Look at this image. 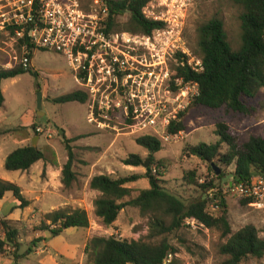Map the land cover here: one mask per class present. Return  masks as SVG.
Returning <instances> with one entry per match:
<instances>
[{
    "label": "trees",
    "instance_id": "obj_1",
    "mask_svg": "<svg viewBox=\"0 0 264 264\" xmlns=\"http://www.w3.org/2000/svg\"><path fill=\"white\" fill-rule=\"evenodd\" d=\"M105 1L109 10L104 29L107 33L117 30L149 35L163 27L162 22L148 19L142 12L151 0ZM230 1L240 9L238 46L234 48L231 45L223 18L214 15L198 24L195 29L194 53L201 58L203 70L197 73L184 66H177L175 67L176 76L198 84L199 93L190 102L189 108L219 109L223 107L229 111L250 114L251 111L256 110V106L251 102L256 100L261 89L264 88V0ZM124 16H126V22L120 24L119 18ZM18 42L20 46H25L24 54L31 59L33 47L27 37L24 36ZM26 72L37 76V72L31 65L24 66L21 60L10 68L0 67V107L4 102L1 81ZM87 100L88 94L78 89L55 97L51 101L54 104H64L85 103ZM186 111L187 108L181 111L178 120L169 126L168 130L171 134L183 130L182 118ZM32 128L35 130L36 126L32 125ZM215 134L218 140L214 144L201 143L189 147L190 150L206 161L217 157L218 161L225 166L234 163L231 181L233 183L248 182L254 178L255 174L264 176L263 136L251 135L246 141H241V132L223 122L215 124ZM135 142L148 151L150 158L148 167L142 175L131 173L112 177L103 173L96 174L90 178L87 187L98 192V196L93 201V215L100 226L110 227L117 220L121 209L127 206L134 207L139 210L141 216L149 218L148 240L119 239L114 235L94 236L85 247V252L93 264H162L167 255L170 253L174 256L176 250L165 237L160 240L154 239L178 230L187 218L195 219L203 227L220 233L224 241L219 245L218 253L226 258V264H239L249 257L264 258V238L260 237L255 225L247 224L235 232L231 230L227 220L226 201L219 194L221 187L215 184L213 179L200 183V178L194 170L184 172L182 178L187 185L208 194L207 198L192 197L184 200L162 185L160 177L164 162L154 158V154L161 150V141L144 135L137 137ZM223 145L226 151L220 153L219 150ZM65 149L67 161L62 167L61 182L67 188L75 181L76 174L72 170L74 154L71 147L66 145ZM44 159L45 154L42 149L29 143L12 150L4 159V167L10 171H25ZM143 162L145 159L134 153L122 159L123 165L132 167H139ZM215 168L218 167L213 165L215 179H220L222 173L216 174ZM140 178H146L149 187L141 189L136 196L130 198L133 189L129 187V183ZM7 193H11L16 200L14 209L29 206L30 201L24 197L16 183L0 178V200ZM214 199H218L219 205L216 214L208 210L209 204ZM240 200L242 205L252 206L250 199L240 198ZM43 218L44 221L36 229L48 230L53 236H57L67 228L90 226L88 213L82 208H60L45 213ZM15 222L17 221L0 216L2 231L0 256L11 252L14 258L18 257L16 251L19 247L20 228L13 224ZM31 244L34 246V240ZM169 264H177V259L173 257Z\"/></svg>",
    "mask_w": 264,
    "mask_h": 264
},
{
    "label": "rangeland",
    "instance_id": "obj_2",
    "mask_svg": "<svg viewBox=\"0 0 264 264\" xmlns=\"http://www.w3.org/2000/svg\"><path fill=\"white\" fill-rule=\"evenodd\" d=\"M239 13L240 9L234 6L230 0H196L186 19L184 29L186 45L194 53L196 26L214 15H219L224 20L225 30L231 45L236 48L238 46ZM125 22L126 16L119 18L120 24ZM118 33H126L127 37L135 35L129 32ZM130 46H134V44H130ZM32 53L33 70L37 72V76L28 72L18 75L6 93V109L3 110L2 106L0 107V146L3 156L27 144L21 141L23 135L20 134L26 132L25 128L17 126L23 122L28 125V133L41 136L39 143L38 140L36 141V146L44 152L47 158L44 162L51 164L57 159L66 161L65 146L71 147L74 154L73 163L79 170V173L75 172L77 176L79 175V178L76 177L75 179V187L81 198L84 196L89 204H91L93 196L89 195L90 189L84 183L85 178L87 179L90 174L103 173L112 177L131 173L142 175L146 169L142 165L134 167L131 171L128 166L122 164V159L131 153L139 154L145 160L150 161L148 151L135 142V139L142 132L133 133L121 111H114L108 119H105L106 127L95 128L88 122L86 104L79 102L54 104L51 101L53 98L76 88L70 69L64 59L55 52L33 49ZM23 56L24 50L14 35L10 32L0 33V67L10 68L15 63H19ZM173 64L174 62L170 63L171 67ZM38 93L43 96L41 109L37 108ZM251 103H254L256 110L251 111L250 114L229 111L223 107L219 109L189 108L188 105L182 118L184 126L181 130L182 134L177 139L167 142L161 141V150L154 154V158L163 160L164 168L160 179L162 185L172 193L184 200L192 197H208L207 193H202L200 189L189 186L183 181V173L186 171L194 170L200 178V183L213 179L214 183L221 187L219 194L226 201L228 207L227 220L231 230L235 232L247 224H253L259 230L260 237L264 238V209L242 205L240 198L223 192L228 186L227 184L232 181L234 163L225 166L218 161L217 157L206 161L201 159L199 154H194L189 148L201 143L214 144L218 140L215 134V124L218 122H223L240 131L241 141H246L251 135L264 137V88L261 89L256 100ZM25 111H28L27 114L24 117L21 116ZM33 123L34 126L51 128V133H36L32 128ZM63 123L74 125V127L79 128L80 132L81 130L82 132H92V135L83 137L80 142L60 136L58 130L59 126H63ZM219 151L224 153L226 147L223 145ZM213 165L218 167L222 173L220 179H215ZM3 170L9 178L15 180L16 184H20L18 172L6 170L4 166ZM129 186L133 189L131 198L136 196L141 189L148 188L149 184L146 178H140L129 183ZM8 207L9 204L6 209ZM208 210L212 214L217 213L210 208ZM88 212L92 221V229L98 236L114 235L119 239L148 240L149 218L141 216L137 208L127 206L121 209L117 222L106 228L97 223L91 209ZM43 217L44 214H41L39 218L30 219V222L19 220L13 224L22 228L23 238L26 239L29 236L27 232L38 228L44 221ZM82 230L79 229V231ZM0 234H2L1 230ZM162 237H165L167 242L176 250L173 257L177 259V264H226V258L218 253V247L224 239L216 230L184 222L178 230L157 236L154 240H160ZM47 238L48 236H46ZM239 264H264V258L249 257Z\"/></svg>",
    "mask_w": 264,
    "mask_h": 264
},
{
    "label": "built area",
    "instance_id": "obj_3",
    "mask_svg": "<svg viewBox=\"0 0 264 264\" xmlns=\"http://www.w3.org/2000/svg\"><path fill=\"white\" fill-rule=\"evenodd\" d=\"M195 2L149 1L142 10L144 16L162 22L163 27L149 35L127 37L126 33L104 30L109 12L105 0H0V33L13 30L17 41L26 36L34 50L63 56L77 85L88 94L91 124L104 128L105 119L121 111L133 133L167 142L182 134H171L169 126L199 93L198 84L176 76L175 69L203 70L201 58L184 37L186 19ZM21 47L26 52L25 46ZM21 62L31 65L25 54ZM35 131L51 133L40 126ZM223 192L250 199L253 208L264 209V176L232 182ZM209 208L218 211V199ZM185 223L203 227L191 218ZM172 258L169 253L162 264H169Z\"/></svg>",
    "mask_w": 264,
    "mask_h": 264
},
{
    "label": "crops",
    "instance_id": "obj_4",
    "mask_svg": "<svg viewBox=\"0 0 264 264\" xmlns=\"http://www.w3.org/2000/svg\"><path fill=\"white\" fill-rule=\"evenodd\" d=\"M61 57L67 64L65 58L63 56ZM31 67H34L33 57L31 58ZM70 72L74 84L76 85L74 90L81 89L77 85L71 69ZM17 77L18 76L1 81V91L4 97V102L1 107L3 110L6 109V93L8 92L9 87L16 81ZM6 81L9 82L4 83ZM84 104L87 105L88 110V101ZM27 112L28 111H25L21 116L24 117ZM32 125H34V123ZM92 125L96 128L94 124ZM17 126L25 128L26 130V132L20 133L23 135V138L21 139L22 142L29 144L32 138L37 137L39 143L41 136L28 133L27 124L22 122ZM58 131L60 136L75 140L77 142L82 141L83 137L85 136L92 135V132H82V130L80 132L79 128L74 127V125L64 123L62 127L59 126ZM60 131H62V133ZM6 156H3L2 147L0 146V178L14 182L15 180L9 178L6 172L3 170L4 159ZM46 159L47 158L45 157L44 160L36 162L25 171L16 170V172H18V180L20 182V184L17 185L21 188L24 197L30 201V204L23 209H14L13 207L16 205V200L11 193V195L7 193L0 200V216L12 221L23 220V222H30V219L39 218L41 214L65 207H71L73 209L82 208L86 210V212H88L89 209H91L92 212L94 211L93 201L98 196V192L90 189L89 195L93 196V200L91 201V204H89V201L86 200L84 196L81 198L80 193H78L79 191L76 190V181L72 182V184L67 188L63 186L61 182V171L67 160L60 161L57 159L50 164L48 162H44ZM128 168H130L129 170L133 171L134 167L128 166ZM72 170L76 173H79V170L75 167L74 163H72ZM92 176L93 174H90L87 179L85 178V185H88V181ZM256 176L257 174L254 175V177ZM76 177L79 178V175H76ZM231 183L232 182L229 184ZM7 203L9 204V207L6 209L8 205ZM91 224L92 221L90 219V226L88 228H81L83 229L82 231H79L80 228H67L61 231L57 236H53L48 230H39L34 228L32 231L27 232V235L29 236L26 239L23 238L22 228H20L18 239L19 247L16 251V255L18 257L14 258L11 252H7L0 256V264H93L85 252L87 242L92 237L98 236L93 231ZM46 236H48L47 239ZM33 240L34 246L31 244V241ZM8 250L10 251L13 249Z\"/></svg>",
    "mask_w": 264,
    "mask_h": 264
},
{
    "label": "water",
    "instance_id": "obj_5",
    "mask_svg": "<svg viewBox=\"0 0 264 264\" xmlns=\"http://www.w3.org/2000/svg\"><path fill=\"white\" fill-rule=\"evenodd\" d=\"M41 106H42V95L41 93H38V96H37V108L38 109H41ZM62 133V131H60ZM36 141H37V137H34L31 141V145L32 146H36ZM148 160H145V162L142 163V166L144 168H147L148 167ZM216 169V174H219L220 173V170L218 168H215Z\"/></svg>",
    "mask_w": 264,
    "mask_h": 264
}]
</instances>
